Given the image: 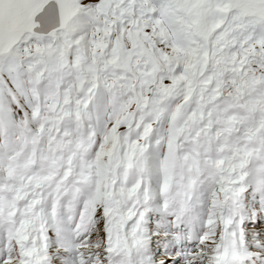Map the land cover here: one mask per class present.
Returning a JSON list of instances; mask_svg holds the SVG:
<instances>
[{
	"label": "snow or ice",
	"instance_id": "1",
	"mask_svg": "<svg viewBox=\"0 0 264 264\" xmlns=\"http://www.w3.org/2000/svg\"><path fill=\"white\" fill-rule=\"evenodd\" d=\"M0 264H264V0H0Z\"/></svg>",
	"mask_w": 264,
	"mask_h": 264
}]
</instances>
